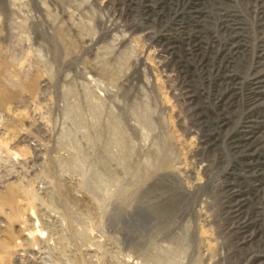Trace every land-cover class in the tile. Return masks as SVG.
Returning a JSON list of instances; mask_svg holds the SVG:
<instances>
[{"label":"rangeland","instance_id":"1","mask_svg":"<svg viewBox=\"0 0 264 264\" xmlns=\"http://www.w3.org/2000/svg\"><path fill=\"white\" fill-rule=\"evenodd\" d=\"M0 264H264V0H0Z\"/></svg>","mask_w":264,"mask_h":264},{"label":"bare ground","instance_id":"2","mask_svg":"<svg viewBox=\"0 0 264 264\" xmlns=\"http://www.w3.org/2000/svg\"><path fill=\"white\" fill-rule=\"evenodd\" d=\"M260 81V80H259Z\"/></svg>","mask_w":264,"mask_h":264}]
</instances>
